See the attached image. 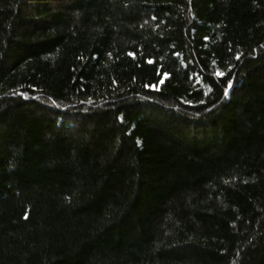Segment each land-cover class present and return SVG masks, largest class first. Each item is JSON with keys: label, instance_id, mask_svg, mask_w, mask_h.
Returning a JSON list of instances; mask_svg holds the SVG:
<instances>
[{"label": "trees", "instance_id": "trees-1", "mask_svg": "<svg viewBox=\"0 0 264 264\" xmlns=\"http://www.w3.org/2000/svg\"><path fill=\"white\" fill-rule=\"evenodd\" d=\"M0 264H264V0H0Z\"/></svg>", "mask_w": 264, "mask_h": 264}]
</instances>
